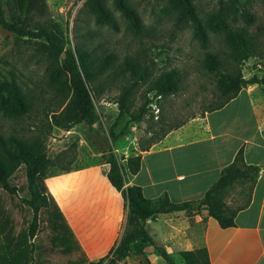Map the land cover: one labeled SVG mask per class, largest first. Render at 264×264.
Instances as JSON below:
<instances>
[{
  "label": "rangeland",
  "instance_id": "1",
  "mask_svg": "<svg viewBox=\"0 0 264 264\" xmlns=\"http://www.w3.org/2000/svg\"><path fill=\"white\" fill-rule=\"evenodd\" d=\"M85 2L47 0L41 15L26 13L25 5L20 8L17 0H7L5 9L9 21L15 20L20 27L32 32H37L39 27L58 25L66 49H85L96 66H100L102 75L91 83L96 116L91 128L83 122L69 130L53 124V116L79 117L72 90L65 84L66 77L57 71L63 56L58 61L51 59L44 49L47 44L44 38L20 36L0 29V73L16 82L29 107L20 117L10 118L0 113V135L41 146L52 165L49 163L47 173L55 175L68 168L104 176L108 170L107 160L113 154L127 181L130 176L126 169L128 158L148 148L169 129L213 111L222 103L218 78L208 66L207 54L217 57L224 70L240 71L245 78L253 74L264 76V59L250 58L238 66L232 62L224 31L227 25L229 29L264 38V0H192L206 32L204 45L190 20H178V11L169 0H127L143 25L142 34L132 32L113 6V0H105V3L117 21V31L96 24ZM128 61L146 72L144 81L134 77L127 67ZM170 70L180 74L179 92L159 97L149 91L151 81ZM122 96L126 101L120 107ZM244 96L253 98L258 112L264 115V86L242 89L235 98ZM124 110L128 114L120 116ZM142 111V119L132 122L131 117ZM111 131L123 135L112 141ZM8 182L13 193L0 187V264L11 261L21 250L33 251L32 259L23 260L22 264H84L78 240L50 196L47 208L40 212L36 236L32 241L29 239L32 212L25 203L29 193L23 165L12 173ZM52 187L56 191L57 186L52 184ZM249 193L248 184H235L225 194V201L235 210L246 202ZM152 252L151 247L137 243L129 263L126 260L125 263L142 264V260H149ZM179 253L170 254L176 264H182ZM158 264L165 262L159 258Z\"/></svg>",
  "mask_w": 264,
  "mask_h": 264
},
{
  "label": "crops",
  "instance_id": "2",
  "mask_svg": "<svg viewBox=\"0 0 264 264\" xmlns=\"http://www.w3.org/2000/svg\"><path fill=\"white\" fill-rule=\"evenodd\" d=\"M256 107L250 96L235 98L222 109L169 129L136 154L140 170L127 177L126 185L140 187L148 200L166 195L173 203L200 200L241 147L245 164L259 167L250 202L237 212L233 227L222 229L205 212L158 215L146 221L156 246L169 254L205 248L210 264H264V115ZM44 184L86 263L106 257L127 218L126 204L106 176L72 169ZM151 254L142 264H158L159 257Z\"/></svg>",
  "mask_w": 264,
  "mask_h": 264
},
{
  "label": "trees",
  "instance_id": "3",
  "mask_svg": "<svg viewBox=\"0 0 264 264\" xmlns=\"http://www.w3.org/2000/svg\"><path fill=\"white\" fill-rule=\"evenodd\" d=\"M47 0H17L19 7L25 5V12H38L43 14ZM171 5L178 11V20H190L195 28L197 37L204 45L207 42L206 32L199 20L192 0H169ZM87 10L94 16L96 24L106 25L114 31L118 30V24L110 9L106 6L105 0H86ZM113 6L127 21L132 32L142 34L143 25L135 11L129 6L127 0H113ZM7 0H0V29L16 32L20 36L44 38L47 44L44 46L47 55L54 61L63 56L61 65L57 66L60 76L66 77L65 84L72 90V100L79 111V117L69 116L60 118L53 116V124L63 130H69L74 125L83 122L89 128L96 123L94 105L91 97V83L102 75L100 66H96L91 55L79 47L72 49L65 48L63 33L58 25L50 27H39L37 32L26 30L20 27L15 20H8L6 9ZM226 42L231 52V60L235 65H240L250 58L264 59V38L258 34L253 35L243 30L229 29L225 26ZM207 62L210 70L217 75L218 87L222 103L214 110L222 109L230 100L245 88L251 86H264V76L253 74L245 78L240 71L223 69V64L212 54H207ZM102 65V62H100ZM128 69L138 81H144L146 72L141 71L135 63L128 61ZM232 68V67H231ZM180 74L177 70H170L160 74L151 81L149 91L155 92L159 97L175 95L180 90ZM125 96L120 98V107L125 103ZM28 104L24 100L16 82L0 73V113L3 116L14 118L25 115L28 112ZM128 114L122 111L120 116ZM144 112L138 116H132V122L142 119ZM112 141H116L123 134L110 133ZM50 163L45 150L41 146L28 144L26 141L14 136L4 137L0 135V187L5 191L14 192L9 185V178L12 173L24 166L27 190L29 198L25 200L26 205L32 212V221L29 226L28 237L32 241L36 236L39 226V215L47 208V197L50 196L45 187L44 180L50 176L67 173L70 170L63 168L59 173H47L46 169ZM108 170L105 176L108 183L119 192L126 204L127 218L125 230L120 240L111 249L109 254L97 261L84 264H126L125 260L131 256L134 245L144 244L152 248L155 255L161 258L165 264H176L169 253L163 248L156 246L149 235L145 224L146 221L155 219L158 215L171 213H194L205 212L207 216L217 221L222 229L234 226L233 219L237 212L248 206L250 195L258 178L259 167L246 165L243 159V147H241L233 161L224 167L219 179L207 190L203 197L195 202L173 203L168 196L163 195L156 200H148L144 197L142 189L134 185H126L124 171L115 155H110ZM50 166L51 163H50ZM126 169L130 176L136 175L140 170V157H130L126 161ZM235 184L249 186V195L246 202L231 210L226 201L225 194ZM19 252V251H18ZM16 252L11 261L2 264H22L23 260L32 259L33 251L21 250ZM182 264H210L208 252L205 248L192 251L180 252ZM77 264V262H68Z\"/></svg>",
  "mask_w": 264,
  "mask_h": 264
}]
</instances>
